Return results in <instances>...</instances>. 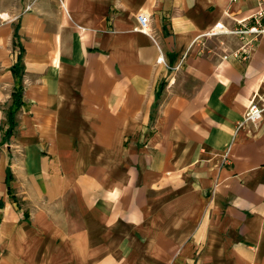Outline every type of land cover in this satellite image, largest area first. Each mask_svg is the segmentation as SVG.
<instances>
[{
    "label": "crops",
    "instance_id": "obj_1",
    "mask_svg": "<svg viewBox=\"0 0 264 264\" xmlns=\"http://www.w3.org/2000/svg\"><path fill=\"white\" fill-rule=\"evenodd\" d=\"M256 9L0 0V264H264V39H196Z\"/></svg>",
    "mask_w": 264,
    "mask_h": 264
},
{
    "label": "built area",
    "instance_id": "obj_2",
    "mask_svg": "<svg viewBox=\"0 0 264 264\" xmlns=\"http://www.w3.org/2000/svg\"><path fill=\"white\" fill-rule=\"evenodd\" d=\"M234 1V0H231ZM257 3V9L250 16V22L244 23L238 28L228 29L224 27L222 24L217 23L210 30L206 31L203 34L197 36V40L201 37L205 36H217L220 34H233L242 39L244 44L239 48L232 51L233 56H242L244 53L246 55L245 48L255 39L263 38L264 39V0H255ZM137 25L135 27L136 30L146 32L150 23L149 16L146 13H139L136 17ZM225 56L224 58H226ZM159 62H163V58H158ZM179 65L175 67L178 69ZM264 113V95L261 97L253 98L248 103V106L242 116V118L237 122L235 126V132H237L240 128H248L253 125H256L262 117ZM228 155L225 153L223 155V162H227Z\"/></svg>",
    "mask_w": 264,
    "mask_h": 264
},
{
    "label": "trees",
    "instance_id": "obj_3",
    "mask_svg": "<svg viewBox=\"0 0 264 264\" xmlns=\"http://www.w3.org/2000/svg\"><path fill=\"white\" fill-rule=\"evenodd\" d=\"M15 36H16V31H15ZM21 54H22V50L21 52L19 53L18 55V62L17 64L15 65L16 67V74L17 76H21V73H20V69L23 68V65H20V60H21ZM12 98H13V102H12V105L7 113V119H8V123H9V126L7 128V130L5 131V135H4V138L5 139H9V137L12 135L13 131H14V127H15V121H14V116H15V112L18 110V108L20 107L21 105V102H22V86H18L12 93ZM7 187H8V192H10V184H9V180L11 178V173H10V170L7 168Z\"/></svg>",
    "mask_w": 264,
    "mask_h": 264
}]
</instances>
